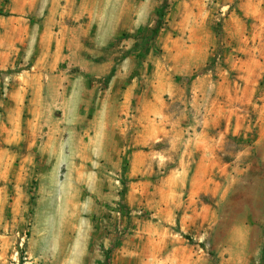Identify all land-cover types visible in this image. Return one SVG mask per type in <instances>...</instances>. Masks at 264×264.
<instances>
[{"label":"rangeland","instance_id":"1","mask_svg":"<svg viewBox=\"0 0 264 264\" xmlns=\"http://www.w3.org/2000/svg\"><path fill=\"white\" fill-rule=\"evenodd\" d=\"M0 264H264V0H0Z\"/></svg>","mask_w":264,"mask_h":264},{"label":"trees","instance_id":"2","mask_svg":"<svg viewBox=\"0 0 264 264\" xmlns=\"http://www.w3.org/2000/svg\"><path fill=\"white\" fill-rule=\"evenodd\" d=\"M164 9H165V6H162L157 12L158 19H160L159 20V26L161 25V23H162V21L164 19Z\"/></svg>","mask_w":264,"mask_h":264}]
</instances>
